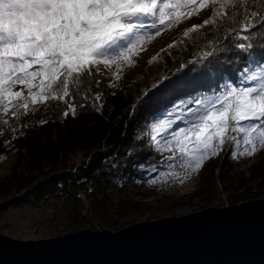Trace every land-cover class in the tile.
I'll list each match as a JSON object with an SVG mask.
<instances>
[{
    "label": "snow or ice",
    "instance_id": "1",
    "mask_svg": "<svg viewBox=\"0 0 264 264\" xmlns=\"http://www.w3.org/2000/svg\"><path fill=\"white\" fill-rule=\"evenodd\" d=\"M256 2L264 10V0ZM190 4L192 0H0V127L10 123L2 116L18 119L49 101H64L75 115L77 106L70 100L81 90L88 96L93 68L100 63L106 67L115 63L119 68L125 61L131 65L146 37L158 34L161 26L189 18L190 14L179 9ZM217 4L224 10L245 5L243 13H237L244 19L231 30L234 35L264 27L258 12H248L247 0H212L213 7ZM224 19L236 23L225 11H214L211 19L193 25L183 35ZM256 19L259 24L253 23ZM238 47L246 50L250 46L239 43ZM201 73L203 80L213 79L207 68ZM95 99L100 100L101 94H95ZM180 105V113L161 114L163 118L153 125L158 134L171 129V139L166 141L174 144L170 160L180 159L185 167L198 171L226 142L232 144L234 157L252 155L257 141L264 148V58L249 62L235 81L218 84L207 93L195 91ZM176 121L184 127H174Z\"/></svg>",
    "mask_w": 264,
    "mask_h": 264
},
{
    "label": "trees",
    "instance_id": "2",
    "mask_svg": "<svg viewBox=\"0 0 264 264\" xmlns=\"http://www.w3.org/2000/svg\"><path fill=\"white\" fill-rule=\"evenodd\" d=\"M209 5L210 19L214 11H225L236 23L231 19L216 20L212 30L196 37L181 34L176 47L168 45L158 53L164 62L161 75L152 78L146 71L137 72L118 85L93 68L88 96L81 90L70 100L77 106L75 115L64 101H49L18 119L2 116L10 123L0 127V133L9 138L18 136V162L0 180L1 194L7 199L1 209L25 202L35 205L58 202L69 212H85L87 219L105 214L111 192L131 178H141L137 175L140 167L154 162L150 147L136 140L138 129L150 117L195 91L211 90L225 80L235 81L249 62L264 58V27L235 35L231 32L244 19L243 15H237L245 10L244 4L227 10L220 9L218 4L213 7L212 2ZM247 10L264 18V10L256 0H247ZM253 23L259 24V19ZM240 34L251 38L245 41ZM239 43L250 47L242 50ZM203 68L212 74V80L201 78ZM218 75L223 79H217ZM132 86L135 94L130 91ZM97 93L101 94L100 100L95 99ZM64 111L69 114L63 115ZM13 127L16 130L10 131ZM135 145L139 147L134 149ZM215 171L213 178L221 181L232 195L253 190L249 184L252 181L259 187L255 196L264 194V170H258L252 179L244 174L225 176L222 168L216 174ZM209 187L201 194L207 195ZM232 195L229 203L237 202Z\"/></svg>",
    "mask_w": 264,
    "mask_h": 264
},
{
    "label": "rangeland",
    "instance_id": "3",
    "mask_svg": "<svg viewBox=\"0 0 264 264\" xmlns=\"http://www.w3.org/2000/svg\"><path fill=\"white\" fill-rule=\"evenodd\" d=\"M209 2H212V0H196L195 3H199L197 9L190 10L189 18L181 20L178 24L168 26L171 32L156 47L148 49L140 44L137 53L132 56L131 65L125 61L118 68L115 63L107 67L100 63L96 66V69L98 68V70L112 78L118 85H121L127 77L137 72L146 71L152 78L161 75L164 72V62L159 58L158 51L166 45L176 47L177 39L183 30L190 29L193 25H201L203 21L209 20L211 13ZM202 4L205 6L202 7ZM215 23L204 25L189 36L196 37L199 34L208 32L213 29ZM161 27L162 30L166 28ZM239 37H242V34ZM153 57L158 58L153 60ZM254 63L255 61H253ZM227 82L231 81L225 80L220 85ZM111 86L113 87V83ZM19 88L20 86H17L16 90H19ZM134 90L132 86L131 93L135 94ZM199 92L207 93L210 90ZM181 100L155 113L138 129L136 140L150 147L154 162L140 167L137 175H140L141 178H131L125 185L118 186L111 192L110 203L106 207L105 214L100 217L97 216L96 219L92 217L87 219L84 216L85 212H69L67 208H63L62 203L58 204V202H46L41 205L25 202L1 209L3 205H6L7 199L4 198L0 190V233L17 239H41L86 228L118 230L139 221L189 214L209 206L233 204L229 203V196L233 193L230 194L226 191L221 181L214 179L212 174H214L215 169L218 171L222 168L225 176L228 174H244L248 179H252L253 176L258 175V170L263 172L264 148H261L258 141L256 142V151L252 155H238L237 157L232 155L234 150L232 144L226 142L217 155H211L204 160L199 183L192 190L173 193L168 189H162L160 183L164 175L167 174L166 178H170V173L175 172L177 175L172 177L177 178L181 172H177L175 168L178 159H169L172 157L174 149V144L166 143L167 140L171 139L169 136L171 129L168 131L161 129L158 134L153 129V125H155V118L162 117L161 114L166 116L168 112L180 113ZM172 119L174 120L175 116ZM10 136L9 138L0 133V157H2L0 158V180L6 177L18 162L16 148L18 136L17 134ZM154 136L156 140H153ZM137 147L139 145L134 149ZM249 150L251 151V149ZM186 169L188 168L184 166L183 171ZM217 171H215V174ZM153 179L156 180V183L149 182ZM249 184H252L253 190L239 191L238 196L232 195V198H236L237 201L234 203L264 197V194L259 197L255 196L254 193L259 190L255 181ZM209 186L211 190L207 192V195L206 193L201 194L204 192L203 189L208 190ZM262 190L264 192V189ZM91 223H95L96 226H91Z\"/></svg>",
    "mask_w": 264,
    "mask_h": 264
},
{
    "label": "water",
    "instance_id": "4",
    "mask_svg": "<svg viewBox=\"0 0 264 264\" xmlns=\"http://www.w3.org/2000/svg\"><path fill=\"white\" fill-rule=\"evenodd\" d=\"M0 264H264V197L41 239L0 233Z\"/></svg>",
    "mask_w": 264,
    "mask_h": 264
},
{
    "label": "bare ground",
    "instance_id": "5",
    "mask_svg": "<svg viewBox=\"0 0 264 264\" xmlns=\"http://www.w3.org/2000/svg\"><path fill=\"white\" fill-rule=\"evenodd\" d=\"M195 2H196V0H192V4H190L188 7H184V8L179 9V11L186 13V14H190V10L191 9L196 10L197 6L199 5V3H195ZM170 32H171L170 28H168V26H167L165 29L160 31L158 34L152 33L150 36L146 37L141 42V45H143L144 47H147L148 49H152V48L156 47L157 45H159L162 41H164L165 37ZM184 32H185V30H183L181 32V34H183ZM165 47H167V45L164 46L162 49H164ZM162 49H160L158 51V53ZM159 118H163V117L158 116L157 118H155L156 120L154 121V124L157 123V120ZM174 127H184V125L180 121H176V124L174 125ZM175 168H176L177 172H181V174L178 175L179 177H177V178H173L172 176L170 178H166L167 174L164 175L161 178V183H160V185L162 186V189H168L173 193L178 192V191L186 192V190H192L198 185L200 175L202 173L201 171L203 170L202 167L198 171H192L191 168H188V169L183 171L184 163L182 160L178 159V161L175 164ZM181 180L183 181L182 183L180 182Z\"/></svg>",
    "mask_w": 264,
    "mask_h": 264
}]
</instances>
